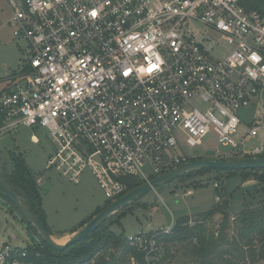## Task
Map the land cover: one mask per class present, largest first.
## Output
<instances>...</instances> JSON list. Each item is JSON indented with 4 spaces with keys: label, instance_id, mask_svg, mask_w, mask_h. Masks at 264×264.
Instances as JSON below:
<instances>
[{
    "label": "built area",
    "instance_id": "2783aa9c",
    "mask_svg": "<svg viewBox=\"0 0 264 264\" xmlns=\"http://www.w3.org/2000/svg\"><path fill=\"white\" fill-rule=\"evenodd\" d=\"M3 1L25 59L0 93V133L46 128V169L74 185L89 171L112 203L129 192L122 180L149 183L188 163L179 141L201 146L213 131L233 159L263 155L241 147L264 133V17L239 0ZM254 104L241 136L238 113ZM174 224L126 234V264H172L163 236ZM0 264L59 263L35 239L3 244Z\"/></svg>",
    "mask_w": 264,
    "mask_h": 264
},
{
    "label": "rangeland",
    "instance_id": "374dc122",
    "mask_svg": "<svg viewBox=\"0 0 264 264\" xmlns=\"http://www.w3.org/2000/svg\"><path fill=\"white\" fill-rule=\"evenodd\" d=\"M0 12V22L3 24L0 36L2 45L0 47L1 88L6 86L13 74L21 71L25 58L22 52L24 44L13 38L12 31L7 25L10 12L4 1L0 2ZM261 108L254 104L238 113L241 119L239 128L241 136L248 132L252 117L259 113ZM262 109L264 110V100ZM32 135L37 138L36 143L32 142L30 138ZM261 145L263 147L261 157H264V133L243 142L241 148L249 151ZM0 147L8 155L10 153L20 155L33 179L38 176L43 179V182L37 185V191L41 199L44 224L50 235H55L53 239H61L59 243L63 244L66 240L62 234L78 228L80 230V226L94 216L96 209L92 207L93 204H98L99 209L102 210L109 203L89 171H84L80 183L74 185L54 169L45 168L47 159L55 151L46 128L21 126L10 133L1 132ZM207 150H215L216 154L205 157L204 153ZM176 152L188 157L190 161L199 158L217 161L233 159L230 155V148L218 144L213 131L203 138L201 146L189 147L183 141H179ZM8 155L0 158L1 162H7V166L3 165L6 169L10 168L11 162L7 159ZM214 184H217V188L213 187ZM216 197L219 198L217 202H215ZM0 199V247L5 243L20 247L34 243L35 239L39 240L34 232L27 229L26 224L16 212L9 211L11 206L7 201L2 197ZM223 201L228 202L227 212L232 216L229 220L230 229L227 230L228 235L231 236L233 231L231 222L236 214L243 209L258 208L264 203V173L243 178L208 172L176 180L130 202L122 210L110 216L104 222L102 229L120 237L140 231L163 229L181 217L191 219L202 217V213L211 210ZM221 220L222 215L215 213L207 222L206 228L217 231ZM11 235H14L15 239H12ZM171 252L172 264H197L193 257L186 255L185 249L181 246L176 245ZM120 253V249L108 250L105 254L106 261L110 259L111 254L117 260ZM98 257L95 258L96 261ZM258 264H264V261Z\"/></svg>",
    "mask_w": 264,
    "mask_h": 264
},
{
    "label": "trees",
    "instance_id": "16d2710c",
    "mask_svg": "<svg viewBox=\"0 0 264 264\" xmlns=\"http://www.w3.org/2000/svg\"><path fill=\"white\" fill-rule=\"evenodd\" d=\"M239 3L244 10L256 11L264 17V0H239ZM10 161L9 169L1 166L6 182L45 226L41 199L35 179L29 175L20 155L16 156L11 153ZM208 172L246 178L264 173V170L221 171L202 169L187 173L182 178ZM122 181L127 184V192L141 185L133 178H126ZM0 197L2 196L0 195ZM2 198L6 200L4 197ZM7 203L11 206L9 211L15 212L13 206L8 201ZM109 204H106V206ZM227 208L228 202L223 201V203L201 214V218L205 220L210 219L215 213L222 215L217 231H211L202 224L188 226L189 217H181L174 222L172 233L163 236V242L183 247L186 255L193 257L197 264H258L260 261H264V203L258 208L243 209L238 212L233 218V222H231L233 228L231 236L227 233V230L230 229V217ZM99 211L101 210L96 209L94 215ZM22 222L26 224L28 230L36 234L35 229L24 219H22ZM84 224L86 222L80 228ZM103 224L96 231L88 234L81 242L68 247L62 252L47 247L39 238L42 245H44L47 259H54L59 264H79L99 256L96 264H126V259L133 252L132 248L126 244L124 236L120 237L110 231H104L102 229ZM73 232H76V230L71 233ZM193 238H196V244L191 243ZM110 249L121 250L120 257L117 260L111 254L109 255L110 259L106 261L105 254Z\"/></svg>",
    "mask_w": 264,
    "mask_h": 264
},
{
    "label": "water",
    "instance_id": "95a60500",
    "mask_svg": "<svg viewBox=\"0 0 264 264\" xmlns=\"http://www.w3.org/2000/svg\"><path fill=\"white\" fill-rule=\"evenodd\" d=\"M215 150H207L205 157L214 156ZM202 169L221 170V171H244V170H264V157L238 158L226 160H210L208 158H199L189 161L179 167H176L158 177L149 183H144L130 190L120 199L110 203L94 215L83 227L78 230L64 244L57 243L45 226L40 222L38 217L24 204V202L12 191L3 175L0 166V195L4 197L12 206L16 214L24 219L30 226L35 229L37 236L49 248L62 252L68 247L81 242L88 234L96 231L110 216L126 207L130 202L140 198L145 193L155 190L174 182L187 173Z\"/></svg>",
    "mask_w": 264,
    "mask_h": 264
},
{
    "label": "crops",
    "instance_id": "0c3cea01",
    "mask_svg": "<svg viewBox=\"0 0 264 264\" xmlns=\"http://www.w3.org/2000/svg\"><path fill=\"white\" fill-rule=\"evenodd\" d=\"M0 2H3V0L2 1H0ZM0 14H1V12H0ZM1 16V15H0ZM1 21V20H0ZM7 21H8V19H7ZM2 27H3V24H1V22H0V36H1V32H2ZM18 45V44H17ZM2 45L0 44V47H1ZM13 47V46H12ZM6 88V86L5 87H1L0 88V93L4 90ZM31 139H32V142L33 143H36L37 142V138L35 137V136H31L30 137ZM11 154V153H10ZM10 154L8 155V153L5 151V150H3L1 147H0V158H2L4 155H8L9 157L7 158V159H10ZM3 165H5V166H7L8 164H7V162L6 161H3V162H1L0 161V166H2V167H5V166H3ZM0 201H1V199H0ZM215 202H217V200L215 199ZM99 205L98 204H93V206L92 207H94L95 209H99V207H98ZM93 208V209H94ZM230 216V218L232 217L231 215H229ZM79 229V228H78ZM78 229L76 230V231H78ZM74 231V230H73ZM74 233H76V232H73V233H71V232H69V233H64V234H62V235H64V237H66V240L65 241H67V239L69 240L71 237H72V235H74ZM12 236V235H11ZM52 237L53 236H55V235H51ZM58 236V235H57ZM64 241V242H65Z\"/></svg>",
    "mask_w": 264,
    "mask_h": 264
},
{
    "label": "bare ground",
    "instance_id": "6f19581e",
    "mask_svg": "<svg viewBox=\"0 0 264 264\" xmlns=\"http://www.w3.org/2000/svg\"><path fill=\"white\" fill-rule=\"evenodd\" d=\"M57 243H59V241L61 240V239H54ZM67 241H68V239H67ZM66 242V241H65ZM65 242H63V244L65 243ZM59 244H62V243H59Z\"/></svg>",
    "mask_w": 264,
    "mask_h": 264
},
{
    "label": "snow or ice",
    "instance_id": "6c2138e0",
    "mask_svg": "<svg viewBox=\"0 0 264 264\" xmlns=\"http://www.w3.org/2000/svg\"><path fill=\"white\" fill-rule=\"evenodd\" d=\"M93 15H95V13H93ZM149 71H151V69H149Z\"/></svg>",
    "mask_w": 264,
    "mask_h": 264
}]
</instances>
